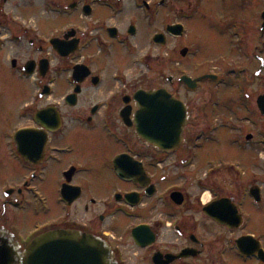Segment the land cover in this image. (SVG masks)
Here are the masks:
<instances>
[{"label":"flooded vegetation","instance_id":"af4514ba","mask_svg":"<svg viewBox=\"0 0 264 264\" xmlns=\"http://www.w3.org/2000/svg\"><path fill=\"white\" fill-rule=\"evenodd\" d=\"M158 2L72 0L66 27L60 0H0V67L8 75L0 80V233L21 250L69 230L107 244L116 264H264V234L248 230L244 207L264 206V178H254V164L243 155L197 156L219 131L213 138L209 127L190 132L195 118L187 105L176 150L145 144L121 117L132 122L136 112L139 89L125 69L132 65L117 59L119 69L107 72L91 54L129 42L135 21L124 30L111 24L126 4L145 6L144 17L155 23ZM51 21L58 28L46 37L42 27ZM67 33L76 58H51L49 41ZM8 50L12 56L4 57ZM76 65L90 72L79 83L71 75Z\"/></svg>","mask_w":264,"mask_h":264},{"label":"rangeland","instance_id":"374dc122","mask_svg":"<svg viewBox=\"0 0 264 264\" xmlns=\"http://www.w3.org/2000/svg\"><path fill=\"white\" fill-rule=\"evenodd\" d=\"M71 2L60 0L64 5L62 11H68ZM50 9V6L45 8ZM124 10V16L111 24L124 30L135 21L138 33L129 39L127 46L114 45L111 52L104 50L101 56L97 55L96 48H92L91 54L96 56L102 68L107 72L115 71L119 69L117 59L123 60L132 65L131 71L125 66L129 72L127 80L134 82L139 90L165 89L174 94L191 109L192 118H195L188 128L190 132L218 128L213 139L216 141L202 142L204 150L199 149L197 156L207 155L206 159L223 157L231 161L234 158L240 160L243 155L247 166L254 164V168L250 167L254 178L263 180L264 116L259 114L256 100L264 94V35L260 34L264 0H183L173 3L166 0L165 7L158 9L155 23L147 21L131 4H126ZM72 17L69 11L62 16L65 19L63 26H70ZM174 23L183 24L184 35L179 38L166 36V44L162 47L153 45L151 38L163 34L166 26ZM57 28L52 21L42 27L46 37ZM183 48H187L184 58L179 54ZM10 52L8 50L4 57L12 56ZM259 58L262 59L261 70ZM3 61L4 58L0 62ZM1 69L0 80L5 81L8 75ZM183 75L191 79L214 75L218 79L201 81L194 91H190L180 83ZM4 127L6 123L0 114V129ZM234 136L242 148L234 146L231 140ZM251 136V140H245ZM251 155L253 163L249 158ZM244 207L251 217L248 230L264 234V206L253 207L245 202Z\"/></svg>","mask_w":264,"mask_h":264},{"label":"water","instance_id":"95a60500","mask_svg":"<svg viewBox=\"0 0 264 264\" xmlns=\"http://www.w3.org/2000/svg\"><path fill=\"white\" fill-rule=\"evenodd\" d=\"M264 19V13L262 14ZM264 27V22L262 28ZM174 36H181L179 26L168 27ZM153 42L163 46L162 35L154 37ZM54 50L61 56L73 52L69 45L53 41ZM187 50L181 51L185 57ZM82 68H75L74 75H79ZM211 78L213 77H205ZM189 89L196 88V82L186 77L181 78ZM138 112L135 115L137 136L146 144L159 150L175 149L186 124V108L171 98L165 91L139 93L136 96ZM146 101H150L146 103ZM257 107L264 116V95L257 99ZM128 123V121H126ZM0 264H114L108 249L92 238L74 232H54L30 245L23 253L6 235L0 237Z\"/></svg>","mask_w":264,"mask_h":264},{"label":"snow or ice","instance_id":"6c2138e0","mask_svg":"<svg viewBox=\"0 0 264 264\" xmlns=\"http://www.w3.org/2000/svg\"><path fill=\"white\" fill-rule=\"evenodd\" d=\"M148 102H150V101H146V103H148Z\"/></svg>","mask_w":264,"mask_h":264}]
</instances>
